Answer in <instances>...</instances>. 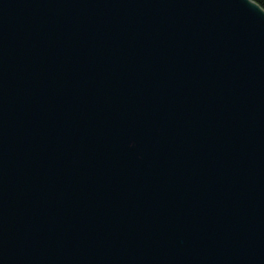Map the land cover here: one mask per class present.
Wrapping results in <instances>:
<instances>
[{"label": "water", "instance_id": "1", "mask_svg": "<svg viewBox=\"0 0 264 264\" xmlns=\"http://www.w3.org/2000/svg\"><path fill=\"white\" fill-rule=\"evenodd\" d=\"M0 264H264V9L0 0Z\"/></svg>", "mask_w": 264, "mask_h": 264}, {"label": "trees", "instance_id": "2", "mask_svg": "<svg viewBox=\"0 0 264 264\" xmlns=\"http://www.w3.org/2000/svg\"><path fill=\"white\" fill-rule=\"evenodd\" d=\"M264 9V0H254Z\"/></svg>", "mask_w": 264, "mask_h": 264}]
</instances>
